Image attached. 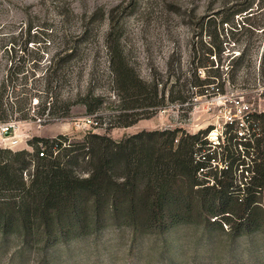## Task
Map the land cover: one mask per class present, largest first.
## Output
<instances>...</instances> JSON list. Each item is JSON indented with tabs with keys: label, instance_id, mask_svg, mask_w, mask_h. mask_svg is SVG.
Returning a JSON list of instances; mask_svg holds the SVG:
<instances>
[{
	"label": "rangeland",
	"instance_id": "rangeland-1",
	"mask_svg": "<svg viewBox=\"0 0 264 264\" xmlns=\"http://www.w3.org/2000/svg\"><path fill=\"white\" fill-rule=\"evenodd\" d=\"M247 5L251 10L248 15L252 14L249 23L264 21L259 10L264 0H0V82L11 67L18 78L14 82H21L26 74L27 87L35 81L36 89H42L41 78L51 67L60 74L52 91L69 105L67 116L55 115L41 122L35 118V96L26 119L16 118L17 113L8 116L14 128L9 134L0 133V148L31 151L28 142L34 136L61 134L81 140L88 132L107 130L119 140L141 130L181 127L194 133L208 128L210 142L228 138L216 158L218 167L232 163L237 175V126L228 125L247 110L264 111L262 83L255 80L263 33L252 29L228 38L229 25H220V15L229 17ZM241 14L232 16L234 22H240L245 16ZM215 32L220 34L216 43L223 48L222 66L218 54L208 52V34ZM235 39L238 42L234 44ZM244 47L248 62L241 66L234 83L226 82V57L237 55ZM115 48L141 78L155 77L168 90L177 78L183 81L198 62L207 64L199 67L201 71L218 66L222 74L218 88L192 95L193 88L186 86L187 103L166 99L162 109L121 126L119 114L124 103L117 95L111 69ZM89 93L102 98L93 114H87L82 103ZM86 117L95 124L84 125ZM223 227L207 228L194 219L162 234L147 233L133 239L125 222L107 220L98 230L48 249H43V243L21 246L18 235L0 234V264H264V231L235 237Z\"/></svg>",
	"mask_w": 264,
	"mask_h": 264
},
{
	"label": "trees",
	"instance_id": "trees-1",
	"mask_svg": "<svg viewBox=\"0 0 264 264\" xmlns=\"http://www.w3.org/2000/svg\"><path fill=\"white\" fill-rule=\"evenodd\" d=\"M249 8L237 9L229 17L220 15V25H229L228 38L252 29L263 33L255 80L262 83L260 95H264V21L249 23ZM259 10L264 13V6ZM242 12L245 16L234 22L232 16ZM208 35V52L218 54L222 66L223 48L216 43L220 34ZM226 59L225 81L234 83L249 60L246 48ZM206 66V62H198L183 81L177 78L168 90L155 77L141 78L115 48L111 69L117 95L124 103L119 124H134L144 114L162 109L166 99L187 103L189 97L184 92L188 88H193L192 95L218 88L222 75L218 66L199 69ZM50 68L41 78L42 89H36L35 81L27 87L26 74L21 82H14L16 72L8 68L0 82V123L12 121L8 116L14 113L16 118L26 119L35 96L39 121L68 115L69 105L52 91L60 74ZM82 103L86 113L93 114L102 98L89 93ZM234 124L240 146L237 175L232 163L218 167L216 158L228 138L212 143L207 138L208 128L194 133L181 127L141 130L119 140L107 130L88 132L81 140L61 134L34 136L28 142L31 151L0 148V234L18 235L21 246L43 243V249H48L98 230L107 220L125 222L133 239L147 233L162 234L194 219L207 228L224 230L226 226L235 237L264 231V111L247 110L228 126Z\"/></svg>",
	"mask_w": 264,
	"mask_h": 264
},
{
	"label": "built area",
	"instance_id": "built-area-1",
	"mask_svg": "<svg viewBox=\"0 0 264 264\" xmlns=\"http://www.w3.org/2000/svg\"><path fill=\"white\" fill-rule=\"evenodd\" d=\"M84 122H85L84 125H87V126L95 124V122H93V119L90 117H86ZM76 126L78 127L79 125H76ZM13 128H14V124L11 122L10 123H2V124H0V133L9 134L8 131L10 129L12 130ZM13 144H15V142ZM38 154L41 156L43 153L39 152Z\"/></svg>",
	"mask_w": 264,
	"mask_h": 264
}]
</instances>
